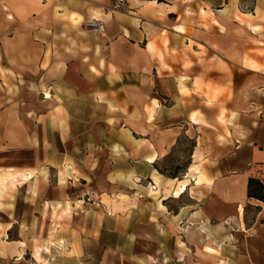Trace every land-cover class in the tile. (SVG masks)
Segmentation results:
<instances>
[{"label": "crops", "instance_id": "0c3cea01", "mask_svg": "<svg viewBox=\"0 0 264 264\" xmlns=\"http://www.w3.org/2000/svg\"><path fill=\"white\" fill-rule=\"evenodd\" d=\"M260 50L264 0H0V135L24 169L0 245L37 264L38 239L46 264L264 261Z\"/></svg>", "mask_w": 264, "mask_h": 264}, {"label": "rangeland", "instance_id": "374dc122", "mask_svg": "<svg viewBox=\"0 0 264 264\" xmlns=\"http://www.w3.org/2000/svg\"><path fill=\"white\" fill-rule=\"evenodd\" d=\"M261 45L259 47V49H261ZM259 58L260 59H264V51L260 50L258 52ZM264 71V70H262ZM261 71V72H262ZM13 87L8 84L5 83L4 85H0V111L5 110L7 107H10L11 105V99H12V94H11V89ZM261 88V87H259ZM15 89V88H14ZM255 90V88H254ZM262 93V92H259ZM262 97V96H261ZM259 114L260 116L262 114H264V107L259 106ZM5 120V119H4ZM7 122V121H6ZM16 134H11L10 132H3L0 135V209H4V206L2 205V202L5 200L10 201L9 199L11 198V196L15 195L16 193L21 192V185L23 184L22 180H20V178H16L13 182V184L9 181L11 175H14L16 173H20V172H24V169H22V167H17L15 165H13V161H16L17 158L22 159V152L21 150L17 153L16 151H14V147L12 145L13 142V136ZM182 147L180 146V152H182L184 154L185 150H187L188 148H190L191 142L190 140H188L187 138L184 139L182 142ZM182 148V149H181ZM181 163L178 166H174L171 164V166L169 165V169L173 170V172H169L167 173L168 175H172V174H176V176H179L180 172H182V170L184 169V165H185V161L183 159L180 160ZM177 178V177H176ZM252 209H250V211H248L247 215L248 217L252 216ZM4 229L1 228L0 229V234L4 235ZM16 234H17V230L16 229H11L9 232V239L15 241L16 240ZM33 243V241H32ZM42 239H38L37 241L34 242V245L32 246V251H33V256L35 258V260L40 263V264H46L45 261H41L40 257H39V252L40 250H42ZM28 247V246H27ZM85 249H88V251L90 249H93V258L100 256L101 254V248L98 247L97 249L94 247H90V246H86ZM205 251L210 254V255H217L218 251H216L214 249L213 246H206L205 247ZM0 255L4 256L5 260H3L0 264H37L36 262H34L33 260H31V257L29 254H24L21 255L20 252H18V257L21 258V262H17V257L16 258H12L11 257V252L8 251L6 249V245L5 244H1L0 245ZM52 258V257H51ZM50 258V260H51ZM194 260H189V261H185V262H149L148 264H220L218 263L217 259H214L215 257L211 256L210 259L202 261L201 259H204V257L199 254L196 253L194 256ZM23 259V260H22ZM90 258H86V260H88ZM264 263V261H260V262H255L254 264H262ZM82 264H96L95 262H90V260L88 261H83ZM115 264H146L144 262L141 263H115ZM235 264H242V263H235Z\"/></svg>", "mask_w": 264, "mask_h": 264}, {"label": "trees", "instance_id": "16d2710c", "mask_svg": "<svg viewBox=\"0 0 264 264\" xmlns=\"http://www.w3.org/2000/svg\"><path fill=\"white\" fill-rule=\"evenodd\" d=\"M163 2V0H156ZM175 178L176 174L169 175ZM247 197L264 203V181L259 178H249L247 181Z\"/></svg>", "mask_w": 264, "mask_h": 264}, {"label": "built area", "instance_id": "2783aa9c", "mask_svg": "<svg viewBox=\"0 0 264 264\" xmlns=\"http://www.w3.org/2000/svg\"><path fill=\"white\" fill-rule=\"evenodd\" d=\"M84 25L90 29V31L94 32V33H100L103 30V26L102 23L100 21H87L84 23Z\"/></svg>", "mask_w": 264, "mask_h": 264}, {"label": "bare ground", "instance_id": "6f19581e", "mask_svg": "<svg viewBox=\"0 0 264 264\" xmlns=\"http://www.w3.org/2000/svg\"><path fill=\"white\" fill-rule=\"evenodd\" d=\"M150 111V110H149ZM150 113V112H149ZM150 117H151V115H150ZM217 245V244H216ZM219 246V245H218ZM214 249L216 250V251H218V249L216 248V247H214ZM218 263H220V264H223V262H221V261H218Z\"/></svg>", "mask_w": 264, "mask_h": 264}]
</instances>
